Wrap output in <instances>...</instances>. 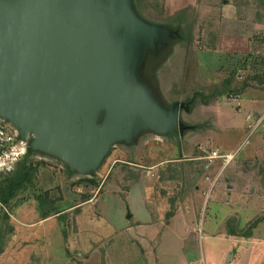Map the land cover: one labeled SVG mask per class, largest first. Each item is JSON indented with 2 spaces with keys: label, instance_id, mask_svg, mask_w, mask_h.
Segmentation results:
<instances>
[{
  "label": "rangeland",
  "instance_id": "1",
  "mask_svg": "<svg viewBox=\"0 0 264 264\" xmlns=\"http://www.w3.org/2000/svg\"><path fill=\"white\" fill-rule=\"evenodd\" d=\"M131 1L143 21L172 34L144 57L141 73L162 108L190 103L178 110L185 128L178 140L143 130L130 144L116 142L85 175L34 151L29 160L42 164L33 189L0 206V264H264V0ZM122 163L140 172L137 192ZM45 192L67 217L32 230L19 214ZM229 217L240 228L263 220L250 239L232 241ZM144 220L152 222L138 228Z\"/></svg>",
  "mask_w": 264,
  "mask_h": 264
},
{
  "label": "water",
  "instance_id": "2",
  "mask_svg": "<svg viewBox=\"0 0 264 264\" xmlns=\"http://www.w3.org/2000/svg\"><path fill=\"white\" fill-rule=\"evenodd\" d=\"M170 35L131 0H0V119L79 175L143 130L178 140L183 106L137 79L143 47Z\"/></svg>",
  "mask_w": 264,
  "mask_h": 264
},
{
  "label": "trees",
  "instance_id": "3",
  "mask_svg": "<svg viewBox=\"0 0 264 264\" xmlns=\"http://www.w3.org/2000/svg\"><path fill=\"white\" fill-rule=\"evenodd\" d=\"M258 77L259 75H254L252 79L257 80ZM189 104H190L189 102L182 104L184 106L183 109L188 111ZM109 152L107 153V155L109 154ZM33 153L34 151L27 149L26 154L20 161H18L14 165L13 170L7 173H0V206L4 208H11V202L17 197L19 193H22L28 190L30 187L33 189L34 181L36 178V172L38 170L37 166L39 164L40 165L42 164V162H39L37 166H35L29 160V157ZM125 165L127 164L122 163V166H121L122 169L125 168L124 170L125 174L123 176L125 180H130L133 183L139 181L140 173L134 172L133 174H129L128 167ZM66 169L69 174L72 173V171H70L67 167ZM258 175H259L258 176L259 185L262 189H264V162H262L259 166ZM128 176L130 177L128 178ZM78 183L91 184V185H95V187H98V183L96 184V182L92 179H80L78 180ZM99 191H100V188L98 192ZM80 198H81V203H85L86 201L90 199V197L87 195H81ZM33 199L35 202V211L37 212L39 220H44L46 218L53 217V216L56 217L57 221H64L66 219L67 214L63 211H60L57 208L56 206L57 201L50 199L48 197L47 192L43 194H34ZM74 210L75 212H77L78 207H76ZM173 214H174V208L172 209V211L168 210L167 212H165L163 222L167 223V221L170 219V217ZM262 220H263V217H258L256 219H253L247 222L245 227L240 228L237 226L236 220L233 217H229L225 221L224 225H225V230L227 232V235L230 236L231 238L248 240L252 237L253 230L262 222ZM2 251H3V247L0 245V254L2 253ZM232 253H234V251Z\"/></svg>",
  "mask_w": 264,
  "mask_h": 264
},
{
  "label": "built area",
  "instance_id": "4",
  "mask_svg": "<svg viewBox=\"0 0 264 264\" xmlns=\"http://www.w3.org/2000/svg\"><path fill=\"white\" fill-rule=\"evenodd\" d=\"M27 139H21L11 124L0 119V173L10 172L24 157L28 149ZM215 157L216 153L213 152L209 159H215Z\"/></svg>",
  "mask_w": 264,
  "mask_h": 264
},
{
  "label": "crops",
  "instance_id": "5",
  "mask_svg": "<svg viewBox=\"0 0 264 264\" xmlns=\"http://www.w3.org/2000/svg\"><path fill=\"white\" fill-rule=\"evenodd\" d=\"M140 173V172H139ZM139 181H137V182H135V183H133L132 185V188L134 189L133 190V192L134 191H136L137 192V190H135V188H136V186H138V183ZM144 187V186H143ZM129 189H131V188H129ZM129 189H128V191H127V193L129 194L131 191H129ZM231 189V191H233V190H235V186L234 185H228L227 186V190H230ZM144 190V189H143ZM139 192V191H138ZM127 195V194H126ZM142 199H143V201H144V204L142 203V201H141V207H142V209H143V211H144V213L147 215V211H149L148 209H147V207H146V204H145V196H142ZM35 204V203H34ZM152 213V212H151ZM20 215V217H22L23 219L24 218H26V219H32L31 221H30V227L29 228H31L32 230H34V229H40V227H41V229L42 230H44V229H46V226H49V229L47 228V231H49V230H52V229H54V228H57V220H56V217H49V218H46V219H44V220H39V218H38V215H37V212L35 211V207H34V209H31L30 210V212L28 213V212H25V213H23V212H21V214H19ZM173 216V215H172ZM172 216L170 217V218H172ZM154 217H155V215H154ZM170 220V219H169ZM167 221V223H164L163 222V226H165L164 227V229L165 228H167L169 225H170V221ZM174 220V219H173ZM172 221V220H171ZM152 221H139L138 222V224H137V227L139 228V227H147L150 223H151ZM127 225L126 224H122L121 225V228H119L118 230H115V231H120L122 228H125ZM42 227H44V228H42ZM160 230H161V228H160ZM115 231H113V232H111V233H113L114 234V232ZM33 238H35V236H33L32 237V239ZM142 238H144V236H142ZM231 238V237H230ZM236 240H238V239H234V238H232V241H236ZM233 254V253H232ZM234 255V254H233Z\"/></svg>",
  "mask_w": 264,
  "mask_h": 264
},
{
  "label": "flooded vegetation",
  "instance_id": "6",
  "mask_svg": "<svg viewBox=\"0 0 264 264\" xmlns=\"http://www.w3.org/2000/svg\"><path fill=\"white\" fill-rule=\"evenodd\" d=\"M158 46H159V45H157V48H158ZM157 48H156V49H157ZM154 50H155V49H152V48L147 47V46H144V47H143L141 61H140L139 65H138V68H137V79H138V81H139L141 84H144V83H143L144 80L142 79V75H141L142 61H143L144 57H145L146 55H148V53L153 52ZM144 85H145V84H144ZM149 90H150V89H149ZM170 107H171V106H170Z\"/></svg>",
  "mask_w": 264,
  "mask_h": 264
}]
</instances>
